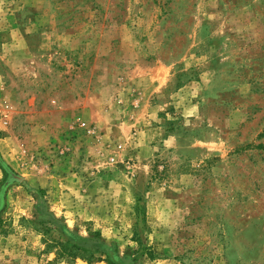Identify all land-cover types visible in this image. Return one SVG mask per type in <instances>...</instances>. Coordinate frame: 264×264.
<instances>
[{
  "label": "rangeland",
  "instance_id": "374dc122",
  "mask_svg": "<svg viewBox=\"0 0 264 264\" xmlns=\"http://www.w3.org/2000/svg\"><path fill=\"white\" fill-rule=\"evenodd\" d=\"M166 1L0 0V264H264V4Z\"/></svg>",
  "mask_w": 264,
  "mask_h": 264
},
{
  "label": "trees",
  "instance_id": "16d2710c",
  "mask_svg": "<svg viewBox=\"0 0 264 264\" xmlns=\"http://www.w3.org/2000/svg\"><path fill=\"white\" fill-rule=\"evenodd\" d=\"M223 1H226L227 3L233 5L236 8H240V7H246V6L251 5L254 0H223ZM170 2L171 0H167L164 5L166 6ZM261 4H264V0H261ZM258 148H261V147L258 146ZM115 262H116L115 259L111 258V261H109L108 264H114Z\"/></svg>",
  "mask_w": 264,
  "mask_h": 264
},
{
  "label": "water",
  "instance_id": "95a60500",
  "mask_svg": "<svg viewBox=\"0 0 264 264\" xmlns=\"http://www.w3.org/2000/svg\"><path fill=\"white\" fill-rule=\"evenodd\" d=\"M10 175V178H9V180H15V181H20V178L19 177H17V176H12L11 174H9ZM8 183H6L5 185H4V187L3 188H5V186L7 185Z\"/></svg>",
  "mask_w": 264,
  "mask_h": 264
},
{
  "label": "built area",
  "instance_id": "2783aa9c",
  "mask_svg": "<svg viewBox=\"0 0 264 264\" xmlns=\"http://www.w3.org/2000/svg\"><path fill=\"white\" fill-rule=\"evenodd\" d=\"M82 127H84V125H82Z\"/></svg>",
  "mask_w": 264,
  "mask_h": 264
}]
</instances>
